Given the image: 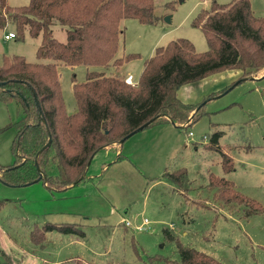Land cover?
Segmentation results:
<instances>
[{
  "label": "rangeland",
  "instance_id": "374dc122",
  "mask_svg": "<svg viewBox=\"0 0 264 264\" xmlns=\"http://www.w3.org/2000/svg\"><path fill=\"white\" fill-rule=\"evenodd\" d=\"M213 1L231 0H155L156 24L124 19L118 55L136 52L140 57L121 70L58 65L67 111L77 110L73 79L84 82L88 71L130 72L138 79L155 49L178 38L191 40L199 52L206 51V37L192 21ZM29 2L8 0L13 7ZM251 2L254 13L264 16V0ZM10 32H17L12 21L0 27V65L4 56L39 61L42 35L33 37L25 30L22 38L6 39ZM53 32L60 41L66 40L64 27L54 25ZM240 76L239 70L230 69L183 85L179 98L193 104L205 102V114L192 121V111L188 127L159 121L147 126L118 147L120 160L114 146L100 149L86 179L66 191L51 192L42 181L11 186L0 180V201H4L0 247L5 251L0 252V264H75L77 258L83 264H147L152 255L179 260L177 239L222 264H264V74L239 81ZM19 116L14 99L0 100V170L15 161L13 123ZM216 132L222 134V150L233 157L231 172L223 170L221 151L208 146ZM181 168L187 169L182 184L168 178L167 173ZM211 172L233 180L240 192L261 207L246 215L250 207L245 204L216 201ZM145 218L149 223L138 230ZM127 220L131 226L125 224ZM48 222L75 224L85 236L53 230L43 240L36 230Z\"/></svg>",
  "mask_w": 264,
  "mask_h": 264
},
{
  "label": "trees",
  "instance_id": "16d2710c",
  "mask_svg": "<svg viewBox=\"0 0 264 264\" xmlns=\"http://www.w3.org/2000/svg\"><path fill=\"white\" fill-rule=\"evenodd\" d=\"M127 18L156 24L155 0H30L19 7L0 0L1 28L12 21L17 29L15 37L22 38L25 30L33 37L42 35L39 61L30 62L22 55L4 56L0 65V100L14 99L20 113L13 123L15 161L0 170L3 183L23 186L42 181L51 192L66 191L86 179L100 149L116 143L122 146L120 141L142 130L141 126L144 129L159 121L188 127L205 114V102L186 103L179 98L183 85L230 69L241 72L239 81L264 74V16L254 13L251 0L223 4L213 1L192 21L206 37V51H197L186 38L158 46L144 61L136 86L125 82L126 73L88 71L84 82L73 79L77 110L69 113L58 65L111 67L117 71L139 58L136 52L118 55L121 24ZM54 25L65 28V41L54 36ZM192 111V121H188ZM221 136L216 132L208 146L221 151L222 167L228 173L234 169V160L222 150ZM49 140L51 144L43 148ZM186 173L187 169L181 168L167 176L182 184ZM209 182L214 199L224 205L245 204L250 207L246 215L261 207L225 176L211 172ZM53 230L85 236L83 230L70 223L48 222L36 231L44 240L46 233ZM166 234L175 238L168 231ZM176 242L179 260L152 255L147 264H222L208 253L183 245L179 239ZM0 252L5 254L1 247ZM74 263L83 264L79 258Z\"/></svg>",
  "mask_w": 264,
  "mask_h": 264
},
{
  "label": "built area",
  "instance_id": "2783aa9c",
  "mask_svg": "<svg viewBox=\"0 0 264 264\" xmlns=\"http://www.w3.org/2000/svg\"><path fill=\"white\" fill-rule=\"evenodd\" d=\"M201 1H205V0H201ZM11 37H15V35H14L13 32H10V33H8V34L5 35V38H6V39H9V38H11ZM125 82H126L127 84H131V85H134V86L138 85V80L135 79V76H134L133 74H128V75H126V77H125ZM190 133H191V132H190ZM191 134H192V133H191ZM148 223H149V219H148V218H145L144 221H143L140 225L137 226V229H138V230H144V229H145V225H147ZM125 224H126L127 226H131V225H132L131 222L128 221V220L126 221Z\"/></svg>",
  "mask_w": 264,
  "mask_h": 264
},
{
  "label": "water",
  "instance_id": "95a60500",
  "mask_svg": "<svg viewBox=\"0 0 264 264\" xmlns=\"http://www.w3.org/2000/svg\"><path fill=\"white\" fill-rule=\"evenodd\" d=\"M166 20H167L168 22H171V18H170V17H167ZM147 125H148V123L145 124V126H147ZM143 127H144V126H141L140 129H143ZM136 132H137V131H133V132H131L130 134H128V135L126 136V138H124V139H122V140L120 141V143H123L127 138H130V137L133 136ZM50 144H51V140H49V142H48L43 148L48 147ZM43 148H42V149H43ZM40 151H41V150H40ZM40 151H39V153H40ZM76 182H78V181H76ZM76 182H75V183H76Z\"/></svg>",
  "mask_w": 264,
  "mask_h": 264
},
{
  "label": "crops",
  "instance_id": "0c3cea01",
  "mask_svg": "<svg viewBox=\"0 0 264 264\" xmlns=\"http://www.w3.org/2000/svg\"><path fill=\"white\" fill-rule=\"evenodd\" d=\"M128 74H132V73H130V72H126V75H128ZM186 103H188V102H186ZM113 146L117 149V152H119V155H121L122 152H121V150L118 149V147H119L118 144L116 143V144L112 145V147H113ZM122 146H123V145H122ZM122 146H121V147H122ZM119 155H118V157H119ZM125 223H126V222H125ZM56 264H57V263H56ZM58 264H59V263H58Z\"/></svg>",
  "mask_w": 264,
  "mask_h": 264
}]
</instances>
